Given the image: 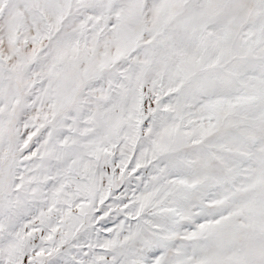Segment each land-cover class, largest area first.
Here are the masks:
<instances>
[{
	"label": "snow or ice",
	"instance_id": "1",
	"mask_svg": "<svg viewBox=\"0 0 264 264\" xmlns=\"http://www.w3.org/2000/svg\"><path fill=\"white\" fill-rule=\"evenodd\" d=\"M0 264H264V0H0Z\"/></svg>",
	"mask_w": 264,
	"mask_h": 264
}]
</instances>
